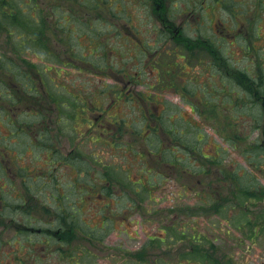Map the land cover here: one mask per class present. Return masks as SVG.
Returning a JSON list of instances; mask_svg holds the SVG:
<instances>
[{
    "label": "flooded vegetation",
    "instance_id": "flooded-vegetation-1",
    "mask_svg": "<svg viewBox=\"0 0 264 264\" xmlns=\"http://www.w3.org/2000/svg\"><path fill=\"white\" fill-rule=\"evenodd\" d=\"M142 1L158 3L156 11H148L155 19L153 37L148 39L138 27L130 25L116 31L131 43L128 57L121 56L124 53L117 54L120 59L114 56L112 74L91 76L111 84L102 92L59 90L56 120L70 119L71 124L65 128L50 122L51 109L47 106L41 107L44 113L40 120L38 114H31L34 118L22 125L23 133L28 134L26 151L41 148L45 165L35 168L18 161L23 155L10 153L15 155L14 162L0 155V180L5 179L0 190L10 186L13 200H0V231L13 225L19 231L16 238H59L62 242L63 238H87L85 245L101 250L108 238L133 221V217L129 219V207L143 220L151 211L146 201L153 200L161 185L159 174L146 177L141 172L149 186H138L142 185L140 180L133 181L129 175L135 185L129 187L121 174L134 168L133 160L128 159L127 166L106 165L108 160L119 161L133 153L125 149L129 144L125 139L129 129L138 124L147 133L166 131L170 152L185 155L178 161L188 156V163L182 167L169 161L165 181L178 185L182 178L185 193L194 195L188 205L190 218L200 215L204 219L202 215L206 216L204 211L208 209L215 210V218L227 226H264V0ZM112 13L127 20V10L120 8ZM90 38L87 41L95 44L97 37ZM95 55L96 50L88 51V56ZM105 60L111 61L109 56ZM88 63L95 67L93 60ZM40 94L43 99L49 93ZM66 94L76 101L69 102ZM112 110L114 115L110 114ZM179 117L184 122L177 127ZM17 130L10 135L14 147L21 143ZM68 130L74 134L65 138ZM190 132H196L195 138H186ZM82 135L94 143L97 139L104 141L107 146L105 186L95 182L98 155H84L82 145L77 148L81 142L74 138ZM243 147H249L246 154L240 153ZM35 157L41 160L40 155ZM96 194L100 198L104 195L103 206H96ZM124 200L126 206L122 205ZM171 214L174 212H167ZM83 226L91 227V231L66 234H71L68 228ZM98 228L105 233H91ZM199 238L205 241L208 236ZM122 253L125 255V251H115L114 255L121 258Z\"/></svg>",
    "mask_w": 264,
    "mask_h": 264
},
{
    "label": "rangeland",
    "instance_id": "rangeland-1",
    "mask_svg": "<svg viewBox=\"0 0 264 264\" xmlns=\"http://www.w3.org/2000/svg\"><path fill=\"white\" fill-rule=\"evenodd\" d=\"M11 1L15 8L18 9L19 17L22 18V20H25L27 17H34V20H38L39 22L40 18L43 17L41 24L42 29L46 32L42 37L43 43H45L50 37L47 32V30H51L49 26H53V29H56V39L63 38L64 40H68L67 48H63L61 45L58 46V41L55 44L53 40H51V53L55 50V55L52 56L50 53L45 52L42 48V44L34 46L32 42H27V39H32V36H30L32 35L31 32L28 33L26 32V29L22 28H14L9 25V22H7V25H3L0 21V55L13 62L22 71H29L27 80L32 79V81L38 85L39 91H46L49 93L48 95L45 94L43 99H38L34 103V105L37 106L35 107L37 109L34 110L33 114H38L39 118L37 120H40L41 113H44V111L41 110V107L47 106L51 109L50 113L52 120L50 122H52L55 127H58V122L59 127L64 128L71 124V121L70 119L65 121L56 120L55 97L57 92L59 90L63 92L69 91L68 93H78L80 91H82V93L102 92L106 85L111 83L108 82L105 85V82L99 81L98 77L93 78L91 76L94 74H112L115 70V65H112L115 64L113 62L114 56L120 59L117 54L124 53L121 56L128 57L127 51L131 49L129 48V44L131 43L127 44L126 41L122 40L125 35L121 37V35L119 36L116 34V31L119 33L123 31L126 26H136L139 28L140 33L142 31L144 36L151 39L153 37L151 35L153 31L151 27L155 25V19L148 14V11H156V6L158 5V3H146L142 0H107V4H104L99 11H96L92 9L95 0H93V2L89 0L88 5L84 3V0H68L71 3H68L67 0H58L57 2L56 0ZM101 1L102 0H100V2ZM35 2L39 3L40 9H34ZM50 2L58 7V10H56L55 13L47 7ZM116 8H118V10L120 8L125 11L127 10L126 14L128 15L125 22L120 17L114 16L113 13L112 15L110 14V12H115ZM66 24H69L71 27L69 35L62 31L66 30ZM87 25H93L94 27L91 30ZM60 31L61 33L58 36ZM102 31H105V33ZM89 33L91 36H98L100 39L95 38V44L87 41L88 38L91 39V36L88 37ZM116 39L122 40V42H118ZM24 43L25 45H22ZM92 49L93 51L96 50L94 58L88 56V51H92ZM108 56L111 59L110 62H106L105 60ZM92 60L95 67H93L91 63H88V61ZM0 78L7 81V84L4 86H6L5 88L10 89L9 94L11 95L10 99L2 98L0 95V109H6V112L1 111L0 116V155L7 161L10 157L9 162L15 161V155L10 156V153L23 155L25 157L20 156L18 158L20 163L40 168L45 165L46 157L43 156V154H40L42 153V151H40L41 148L37 147L34 150L31 149L28 153L25 146L28 141V134L20 132V128L23 127L22 124L34 118L29 114V111L31 112L33 109L30 102H34V99H28L27 93L25 92H23L24 97H21L20 93H17L19 92V88H24L25 83L16 86V84L12 83V79H15V77L10 76L7 78L1 76ZM22 91L27 90L24 88ZM7 96L8 95H6V97ZM66 99L71 103L76 101L67 94ZM15 101L22 106L20 111L21 114L17 113V115H13L14 117L12 119L13 124L16 121L18 122H16V127L18 128L17 133L19 134V140L21 141V143L16 144V147L12 146L10 141L11 131H13V127L15 128V126L10 124L9 119L6 121L3 119L5 113L6 115H8V113L11 114L8 112V109H11V106H13ZM17 104L15 107L18 106ZM66 112H70V110H67ZM127 112L128 114L130 113L129 111ZM64 114L68 116L67 113ZM110 114L114 115V111L112 110ZM15 116H17V118H15ZM130 117L131 116H129V118ZM183 122V119L179 117V119L176 120L177 127L182 125ZM140 127L141 126L138 124L137 128L129 129L128 137L125 139V141L129 143L125 146V149L128 151L132 150L133 153H127L128 156L119 161H114L113 159L108 160L106 165L109 163H122L127 166L128 159L133 160L134 168H128L130 170L129 173L123 172V174H121V176L127 180L126 182L129 187L135 186L133 182L128 179L129 175L133 181L140 180V184L142 185L138 184V186H149L142 178V173L145 174L146 177H156L155 172H157L159 174L157 180L161 185L159 186L157 193L153 194V200L146 201V204L150 205L151 211L149 212L152 213V211H155L157 213L154 215L146 213L142 220L141 217L133 215L134 212L130 211L129 207V219H133V221L129 222L132 223L130 224L128 222L129 225L121 227L118 232L111 236V238H108L103 249L95 250L91 247L90 252L92 255L86 253L80 257V254H77L75 257L77 263L125 264L126 262V264H136L138 261L140 264L142 258L150 259L156 264L184 263V253L182 252L184 245H179L181 244L180 242L176 244L175 240H170L173 238H182V233L189 237L190 235L188 233H191L193 236H203L204 234L208 236L205 243L206 248L211 249L208 253L211 258L203 257L202 261L205 262V264H216L215 261L217 262V257H225L228 261L231 260L232 264H264V226H227L225 222L221 223L215 218V210L208 209L204 211L206 216L202 215L204 219H202L200 215L197 218H190L188 205L193 202L194 195L185 193L182 178L178 181V185L173 184L170 180L168 182L165 181L166 176H168L170 172L167 168L169 161H175L176 164L182 167L184 162L188 163V156L185 160L178 161V157L185 156L184 153L178 152L174 154L170 152V147L167 145V139L169 137H167L166 131L159 130L157 131L158 134H155L156 132L147 133L146 130H142ZM98 129L100 128L98 127ZM52 131L54 133L56 132L54 128ZM131 132H133V135H131ZM73 134V131L68 130L67 133L65 131L64 137L66 138V135L72 136ZM30 135L31 132L29 133V137ZM195 135L196 132H190L189 134H186V138L193 139L195 138ZM135 137L138 139L137 143H135ZM23 139L25 140L24 144H22ZM74 140L76 142H79L78 140H80L81 143H78L77 148L79 149L82 145L80 150L84 155L94 152L99 156L95 158V182L102 186L104 184V163L107 151V146L104 141H101L100 143L97 139L96 143H94V141L87 135H82V137L78 139L74 138ZM91 145L93 146V150H90ZM137 146L138 149L135 150ZM72 147L73 146L70 144L69 148L72 149ZM248 150L249 147L240 148V153L246 154ZM4 151H8V153L3 155ZM33 151L34 154L31 155ZM153 151L159 152H154L153 155H151L150 152ZM149 153L151 156H149ZM27 155L31 156L29 157ZM38 155H40L41 160H38L35 157ZM137 163H139L138 166ZM151 165H154V168ZM152 169L154 172L149 173ZM1 170L2 167L0 166V172ZM2 181H5V179L0 180V186L2 185ZM9 187L10 186L5 190H0V195L6 202H13L10 194L12 190ZM139 196L141 197V195ZM95 197L96 206L100 204L103 206L106 203L104 195L100 198L99 195L96 194ZM143 197L144 199H147L148 195L144 194ZM128 203L131 204L130 198L128 199ZM122 205L126 206L125 200L122 202ZM121 208L123 207L119 205V209ZM168 211H173L174 215L171 214L168 216ZM4 213H8V211L5 210ZM193 213L200 214V211H195ZM174 217L177 218L173 223L174 226H170ZM80 219H82L81 216ZM99 225L101 224L99 223ZM40 228L49 229L51 227ZM90 228L91 227L84 226L78 227V230H76L75 233L78 234L79 230L84 231H79L81 233H89L91 231ZM57 229L58 227L53 228V231L55 232ZM122 231H126V234L122 233ZM18 232V229L13 227V225L1 227L0 239L2 241H0L3 243V251L5 253H0V264H15L12 251L14 249H12L10 241L14 237L16 238ZM91 233L103 235L105 231L98 228ZM152 237L155 238L153 239ZM20 240L21 239H19V241ZM77 241L80 240L77 239ZM81 244L85 245L82 240ZM173 244H175L174 249L176 251H181L182 253L173 252L174 249H170V253H168V246ZM147 245L148 247H155L156 249L147 250ZM16 246L20 247L19 244H16ZM210 246L214 248H211ZM87 248L88 246L86 245V249ZM34 250L40 252L37 253V255L41 257L42 264H70L69 262L63 261L61 258L59 260L57 254H51L55 251L54 249L46 251V249L39 246V248H35ZM121 250L125 251V255L122 253L121 258L118 255H114L115 251ZM214 250L217 251L216 256L213 255ZM82 258L84 259L82 260ZM29 262H32V260Z\"/></svg>",
    "mask_w": 264,
    "mask_h": 264
},
{
    "label": "trees",
    "instance_id": "trees-1",
    "mask_svg": "<svg viewBox=\"0 0 264 264\" xmlns=\"http://www.w3.org/2000/svg\"><path fill=\"white\" fill-rule=\"evenodd\" d=\"M58 0H56L57 2ZM88 1L84 0V3L86 5H88ZM91 2H93V0H90ZM68 3H71L70 1L67 0ZM107 1L102 0L100 2V0H95V2L93 3L92 9L99 11L102 7H103V3H105ZM35 10L40 9L39 7V3L35 2L34 3ZM47 7L49 9H51L53 11V13L56 12V10H58V7L54 5V3H51L49 5H47ZM116 12H118V9H115ZM123 12H125V10H123ZM42 18H40V21L38 22V20H34V17H27L25 20H22V18L19 17L18 14V9L15 8V6L12 4L11 0H0V21L3 25H7V22H9V25L13 26L14 28H22V29H26V32H31L32 35V39L29 38L27 39V42H32L33 45H40L42 44V48L45 50V52L50 53V55L54 56L55 55V50L52 51L51 53V49H50V44H51V40H53V42L56 44L57 41L59 42L58 46H62L63 48H67L68 45V40H64L63 38L60 39H56V29H53V26H49L51 28V30H47L48 34H49V39L43 43L42 42V37L46 34V32L42 29ZM49 19V18H47ZM65 26H67L66 30H62L65 33H68V35L70 34V30L71 27L70 25L66 24ZM91 25H87V27L89 28ZM61 33V31L58 33ZM98 38V36H96ZM58 38V37H57ZM22 45H25L22 44ZM52 45V44H51ZM48 46V47H47ZM11 62L10 60H8L7 58L3 57L0 55V77L1 76H5V77H15V79H12V83L16 84V86H19L21 83H25L24 88L27 91H22L24 90V88H19V92L21 97H24L23 92L27 93V97L34 99V102H30V104L33 106V109L37 106L34 105V103L38 100L41 99V94L39 91V87L38 85L31 80H27L28 77V72L29 71H22L20 68ZM0 95L2 96V98H11V95L9 94L10 89L5 88L6 86H4L5 84H7V81L0 78ZM9 81V80H8ZM6 95H8L6 97ZM16 102V101H15ZM13 103V106H11V109H8V112H10L11 114L8 113V115H6V113L3 115V119L6 121L9 119L10 124H13L12 119H13V115H17L21 114V109L22 106H20L21 104H17ZM16 104L18 105L17 107ZM39 104V103H38ZM27 107V106H26ZM29 108V107H28ZM31 110V112L29 111V114H33L34 110ZM1 111H5L6 109L1 108L0 109V116H1ZM18 111V112H17ZM17 122V121H16ZM16 122L15 124V128L16 127ZM29 122V121H28ZM18 123V122H17ZM24 124V123H23ZM22 124V125H23ZM13 127V131L15 129ZM13 131H11V134L13 135ZM20 132L22 133L23 130L22 128H20ZM11 140V137H10ZM1 148V147H0ZM156 152L158 153L159 151H153L150 152L151 155H153V153ZM4 154H6L7 152H3ZM149 153V156H151ZM3 154V155H4ZM3 197L0 196V200L3 201ZM170 226H174V224L172 223ZM171 228V227H170ZM71 232V234H69L68 232H66L67 235L69 236H73L75 235V231L78 230L77 227H71L68 228ZM182 238H173L170 241H176L177 243H181L179 245H184V249L182 250L183 254V259H184V263H180V264H205V262L202 261L203 257L206 258H211V256L208 254L209 251L211 249H207L206 248V243L203 239L199 238V236H193V234H191L189 237L185 236L184 233L181 234ZM19 239H21L19 241ZM77 239H79L80 241H77ZM87 238H63V241H60L59 238H13L10 241V245L12 247L13 251V255H14V263L15 264H42L41 261V257L39 255H37V252L34 249L35 248H39V246L41 248H44L47 250H52L54 249L55 251L52 252L51 254H57L58 255V259L60 260V258L65 261V262H69L70 264H78L77 260H76V255L80 254V257L85 255L86 253L91 254V249L88 247L86 249V245H82L81 244V240L82 242H85ZM1 240V239H0ZM163 240V239H162ZM2 241V240H1ZM0 241V253L3 252V243ZM76 242H79V244H77ZM76 243V244H75ZM16 244H19L20 247L16 246ZM175 244L168 246V253H170V249H174ZM68 246V247H67ZM88 246V245H87ZM18 247V248H17ZM147 250L148 249H152L155 250V247H148V245L146 246ZM173 247V248H172ZM190 247V248H189ZM211 248H214L212 246H210ZM33 248V249H31ZM65 248H69V249H65ZM191 249V252L188 253V251ZM173 252H178V253H182L181 251H176L175 249L173 250ZM22 255V256H20ZM92 255V254H91ZM213 255H217V251L214 250ZM79 257V258H80ZM84 258H82L83 260ZM219 259V260H218ZM30 260H32V262H29ZM137 261V260H136ZM216 264H232L230 261H228L225 257L224 258H219L217 257V262L215 261ZM136 264H139V262L137 261ZM140 264H156L154 262H152L150 259H141V263ZM166 264H172V263H166ZM179 264V263H178Z\"/></svg>",
    "mask_w": 264,
    "mask_h": 264
}]
</instances>
